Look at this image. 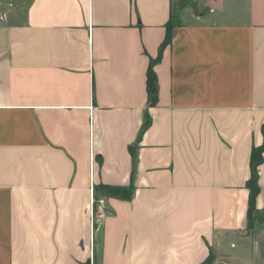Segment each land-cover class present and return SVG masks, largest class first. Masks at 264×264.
Instances as JSON below:
<instances>
[{
  "label": "crops",
  "instance_id": "1",
  "mask_svg": "<svg viewBox=\"0 0 264 264\" xmlns=\"http://www.w3.org/2000/svg\"><path fill=\"white\" fill-rule=\"evenodd\" d=\"M10 1L0 264H264V0Z\"/></svg>",
  "mask_w": 264,
  "mask_h": 264
},
{
  "label": "trees",
  "instance_id": "2",
  "mask_svg": "<svg viewBox=\"0 0 264 264\" xmlns=\"http://www.w3.org/2000/svg\"><path fill=\"white\" fill-rule=\"evenodd\" d=\"M176 25H178V17L176 16V14H172V17L167 24V32H166L164 46L172 41V33ZM155 86H156V75L152 67H150L148 72V89L151 91ZM149 124H150V120L147 119L144 124V130L148 128ZM262 132L264 136V125L262 127ZM263 162H264V140L260 146L254 147L251 153V162H250L251 175L247 183V186L250 189L249 210H248V219H249L250 227H252L256 221V213H257L256 201L260 193L259 172H260V166L262 165ZM101 188L105 190L108 194L118 196L119 198L124 200L131 199L133 196L132 187L102 185ZM212 263L213 262L211 261L208 264H212Z\"/></svg>",
  "mask_w": 264,
  "mask_h": 264
},
{
  "label": "built area",
  "instance_id": "3",
  "mask_svg": "<svg viewBox=\"0 0 264 264\" xmlns=\"http://www.w3.org/2000/svg\"><path fill=\"white\" fill-rule=\"evenodd\" d=\"M93 200H94V201L96 200V202L99 204V206H100L101 208H105V207H106V200H105L104 197H103V198H100V199H96V198H94ZM224 264H226V263H224Z\"/></svg>",
  "mask_w": 264,
  "mask_h": 264
},
{
  "label": "water",
  "instance_id": "4",
  "mask_svg": "<svg viewBox=\"0 0 264 264\" xmlns=\"http://www.w3.org/2000/svg\"><path fill=\"white\" fill-rule=\"evenodd\" d=\"M220 4H221V0L211 1L208 3L209 6L214 7V8L220 7Z\"/></svg>",
  "mask_w": 264,
  "mask_h": 264
},
{
  "label": "rangeland",
  "instance_id": "5",
  "mask_svg": "<svg viewBox=\"0 0 264 264\" xmlns=\"http://www.w3.org/2000/svg\"><path fill=\"white\" fill-rule=\"evenodd\" d=\"M13 1L15 2V0H11V1H10L11 5L13 4ZM8 4H9V3H8ZM9 6H10V4H9ZM0 9L2 10V6H0Z\"/></svg>",
  "mask_w": 264,
  "mask_h": 264
}]
</instances>
